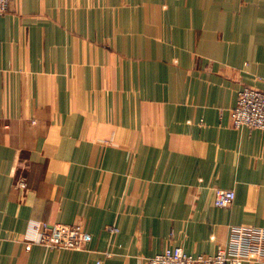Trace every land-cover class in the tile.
Instances as JSON below:
<instances>
[{"label":"crops","instance_id":"1","mask_svg":"<svg viewBox=\"0 0 264 264\" xmlns=\"http://www.w3.org/2000/svg\"><path fill=\"white\" fill-rule=\"evenodd\" d=\"M263 86L264 0H10L0 264L212 255L231 226L264 228L263 135L230 118L242 87ZM215 189L230 206H213ZM39 222L91 239L46 248Z\"/></svg>","mask_w":264,"mask_h":264},{"label":"built area","instance_id":"2","mask_svg":"<svg viewBox=\"0 0 264 264\" xmlns=\"http://www.w3.org/2000/svg\"><path fill=\"white\" fill-rule=\"evenodd\" d=\"M10 0H0V14L8 10ZM232 126L247 127L261 131L264 140V86L263 88L242 87L238 92L235 107L230 112ZM24 186V183H21ZM234 192L226 189L213 190L214 207L230 206ZM34 242L50 249L83 250L91 237L80 224L49 225L44 222L33 225ZM109 231L116 233L115 227ZM109 256V254H106ZM264 262V228L254 226H231L227 242L212 255H191L181 248L166 249L145 261L144 264H244Z\"/></svg>","mask_w":264,"mask_h":264}]
</instances>
